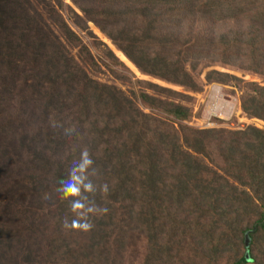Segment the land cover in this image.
Returning a JSON list of instances; mask_svg holds the SVG:
<instances>
[{"label": "trees", "instance_id": "obj_1", "mask_svg": "<svg viewBox=\"0 0 264 264\" xmlns=\"http://www.w3.org/2000/svg\"><path fill=\"white\" fill-rule=\"evenodd\" d=\"M69 1L104 59L153 79L94 77L61 0H0V264H264V128L188 123L212 83L264 123L244 75L264 79V0ZM74 169L93 191L63 190Z\"/></svg>", "mask_w": 264, "mask_h": 264}, {"label": "rangeland", "instance_id": "obj_2", "mask_svg": "<svg viewBox=\"0 0 264 264\" xmlns=\"http://www.w3.org/2000/svg\"><path fill=\"white\" fill-rule=\"evenodd\" d=\"M62 1V12L69 25L76 30L80 31L74 24L71 18V13L67 5L70 4L69 0ZM40 9V8H39ZM94 32L97 34V38L85 36L83 32L84 41L90 46L91 51L101 57L109 66L105 67L99 64V68L89 69L90 73L103 82L114 83L125 91H134L138 93L142 87L137 83V78L153 79L147 75L141 74L130 62L124 58L120 52H117L118 56L127 63V67L112 64L107 58L104 59V46L97 43L99 40L107 42L108 40L103 37L93 26ZM100 45V46H99ZM76 49L73 50L75 52ZM220 68V67H219ZM224 70L225 68H220ZM232 71V70H230ZM235 72V71H234ZM239 73V72H237ZM247 80H256L264 84V79L255 76L244 74ZM146 91L151 92L149 89ZM240 91L234 85H223L220 83H212L209 86L204 87L202 90L193 93V100L190 102L193 112L188 123L194 127L208 128H238L248 124H254L264 128V123L255 118L247 117L240 108ZM139 105L142 109L148 110L146 105L139 101ZM133 264H139L135 259Z\"/></svg>", "mask_w": 264, "mask_h": 264}, {"label": "clouds", "instance_id": "obj_3", "mask_svg": "<svg viewBox=\"0 0 264 264\" xmlns=\"http://www.w3.org/2000/svg\"><path fill=\"white\" fill-rule=\"evenodd\" d=\"M92 164V160L88 157V154L85 152L83 154L82 161L77 165V168L79 169L80 173L83 174L86 168ZM76 169L73 170V173L70 175L69 179L66 181H63L62 183L64 184V191L66 193H70L73 196H80V187L79 185H83V187L89 191H93V187L91 182L89 183H84V180L80 179V175L77 176L76 174ZM87 179V177H85ZM86 197H82L81 199H76L72 202V209L74 211L78 209H85L86 206L82 202L83 200H86ZM86 211H92V208H86ZM78 216L85 217V212L84 211H79L77 212ZM67 226V224H66ZM71 227L73 228H81L85 231L89 230L92 225L87 221V219H84V222H80L78 220H73L71 223Z\"/></svg>", "mask_w": 264, "mask_h": 264}]
</instances>
